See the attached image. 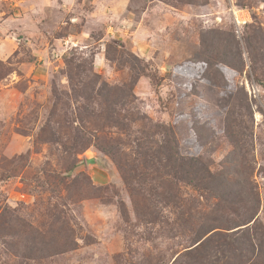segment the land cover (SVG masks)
I'll list each match as a JSON object with an SVG mask.
<instances>
[{"label":"rangeland","instance_id":"374dc122","mask_svg":"<svg viewBox=\"0 0 264 264\" xmlns=\"http://www.w3.org/2000/svg\"><path fill=\"white\" fill-rule=\"evenodd\" d=\"M122 1L111 12L102 0H0V264H264V0ZM214 33L235 36L233 67L216 43L219 57L206 53ZM67 54L86 71L82 85L103 96L102 83L113 87L91 119L76 118ZM139 69L146 76L133 83ZM129 93L126 106L112 104ZM152 124L212 174L245 172L241 193L257 199L248 237L203 190L160 188L171 176L136 153L145 140L161 144L160 134L146 139ZM81 131L88 147L65 151ZM239 190L225 188L238 210ZM218 216L237 220L228 237L190 251Z\"/></svg>","mask_w":264,"mask_h":264},{"label":"trees","instance_id":"16d2710c","mask_svg":"<svg viewBox=\"0 0 264 264\" xmlns=\"http://www.w3.org/2000/svg\"><path fill=\"white\" fill-rule=\"evenodd\" d=\"M233 37L230 38V36H228V38L223 37V35H221L219 33V35L217 34H213V37H211L210 39V43L208 46V51L206 52L207 54H209V56H213V57H219L220 53H214L213 49H210V47H212L213 42L216 43V45H218L219 48H217V50L220 49H227L228 51L226 52L227 54L223 53L222 55L225 56L226 58H224L223 62H221L224 65H229L231 67L234 66V64H232L233 61V56L235 52H231V45L235 46V36L232 35ZM224 39H223V38ZM217 40V41H215ZM228 41V43L226 42ZM117 42V41H116ZM237 43V42H236ZM115 45H117L114 42ZM119 46H115L113 48H105V54H106V60H112L114 58L115 55L110 56V49H113V51L116 53L117 52V48H122L123 45L118 42ZM216 49V48H215ZM236 49H237V44H236ZM113 57V58H110ZM78 58H76L75 56H72V54H67L64 56V63H65V67H66V76L67 79L69 81V84L71 86V90H72V101L73 103L76 105L74 107V111L78 110V115H77V119H91L92 117V106L93 104H97V95L98 96H102V98L104 100H108L112 94V90L113 87H108L105 83L101 84V88L103 89L104 87H106V92H107V96H103L102 94H96L95 92V84H91V83H84L83 85L81 84L82 80H81V76L84 75L86 73L85 69L82 67V64L79 62H76ZM228 59H231L232 61H228ZM204 64V63H203ZM133 69V67L131 68ZM215 73L219 76L224 78L222 71L219 68H216ZM146 76L144 70L139 69L136 76L133 77V83L137 80V78L141 77V76ZM212 76V78L214 79L215 74L211 73L209 74ZM262 82H259L260 85ZM91 84V85H89ZM264 85V84H263ZM262 85V86H263ZM82 87V88H81ZM264 87V86H263ZM131 90V88H130ZM89 91V92H87ZM87 92V93H86ZM93 92V93H92ZM130 96L133 97L132 94H128L126 97H122L120 100H115L112 102L113 105H118V106H126L127 104H129V100H127ZM53 99H57L58 101V96H56L53 93ZM80 99L83 101V106L80 107L77 105V103L80 101ZM86 104V106H85ZM62 110L65 112V108H62ZM73 111V112H74ZM108 121L114 126V127H119V128H124L125 126L120 123V121H118L115 117H113V115H111L108 118ZM130 121H133V117L130 118ZM150 129V133L149 136L146 139H151V137H154L156 134H160L162 135V142L161 144L158 146V149H155L154 151L151 149V147H149L147 145V143H149V140H145V142H140L139 144H137V148H136V153L142 157V159H149V162H146L144 165L151 169L153 166L157 167V168H162V172L160 171V177H162L164 174H167L169 176H171L170 180L167 181H161V185L160 188L161 189H166L171 188V186H175L174 182L176 183H184L186 185L191 186L193 189H199V190H203L205 193H208L209 196H211L212 198H214L215 200H217L216 203V210L217 211H229L231 212L233 215H235V217L237 219L240 220V225L241 226H247L250 222H252L253 220V216H247L248 213V208L251 207L252 203L255 201L257 202V199H255V194L253 196V193H251V188H250V194H248V196L242 195V190L244 188L249 189V183L250 179H248V181L246 180V176H245V172L243 170H241L240 168H232L225 170V172H222L221 174H218V176L212 174L211 172H209V170L207 169V167L205 165H203L202 161L199 158H184L183 156H181V154L178 151V144L175 140V136L173 134V130L171 128H168L167 126H161V125H150L149 126ZM130 134V133H129ZM85 138V134L84 131L82 132H77L76 136L73 138V145L72 146H65V151H67L68 153H72L74 155L81 153L86 147H88V142H84ZM53 141H56V139H54ZM155 143V142H154ZM65 144H62V146H64ZM228 171V172H227ZM70 172V171H69ZM231 173H234L235 175H237V178L235 177H231ZM130 180H133V177L130 176ZM154 180V178L152 179ZM230 185H233L234 187H239L240 190L238 192H240L239 194L241 195V199H240V203L239 205L241 209H237L236 208V204L237 202H235L233 199L230 198V196L228 195L227 191H225L226 186L229 187ZM252 194V195H251ZM168 197V196H167ZM171 197V196H169ZM165 198L166 201H169L170 198ZM235 207V208H234ZM245 209L244 212H240L241 210ZM219 212V213H220ZM228 212V213H229ZM241 213V214H240ZM212 221V225L210 226H204L203 230H201V236L202 239H200V241H198L197 243H199L197 246H195L194 248L190 249V251H195L196 249H198V247H200V245H202V243L206 242L205 245L208 246H213V241L214 239H218L223 237H228L227 233L223 232L225 230H229V226L232 227L231 225H228L229 223L234 225L237 220H230L228 218H223V216H218V218H214ZM232 222V223H231ZM247 227H244L243 231L237 232V234H242L244 233L242 236L244 237H248V232L249 230H247ZM205 229V230H204ZM243 229V228H242ZM246 229V230H245ZM200 231V230H199ZM199 233V232H198ZM235 233V232H232ZM207 236V237H205ZM204 238V239H203ZM198 239V240H199ZM18 244V242H13L11 245H15ZM209 250V249H208ZM212 250V249H211ZM33 250V245L30 244L28 253H31Z\"/></svg>","mask_w":264,"mask_h":264},{"label":"crops","instance_id":"0c3cea01","mask_svg":"<svg viewBox=\"0 0 264 264\" xmlns=\"http://www.w3.org/2000/svg\"><path fill=\"white\" fill-rule=\"evenodd\" d=\"M123 3L124 2L122 0H119V1L118 0H102V2H101V4L106 5V6H109L111 12H113L115 10L113 8H116L118 6L124 7V4ZM98 7H99V5L97 6V8ZM82 34L86 35L85 33H82Z\"/></svg>","mask_w":264,"mask_h":264},{"label":"water","instance_id":"95a60500","mask_svg":"<svg viewBox=\"0 0 264 264\" xmlns=\"http://www.w3.org/2000/svg\"><path fill=\"white\" fill-rule=\"evenodd\" d=\"M100 162L98 159H95V158H91L89 160H87V164L88 165H98Z\"/></svg>","mask_w":264,"mask_h":264},{"label":"built area","instance_id":"2783aa9c","mask_svg":"<svg viewBox=\"0 0 264 264\" xmlns=\"http://www.w3.org/2000/svg\"><path fill=\"white\" fill-rule=\"evenodd\" d=\"M238 12H242V11H238ZM236 15V13H234V16ZM236 17V19H237V16H235ZM245 20H242V22H244Z\"/></svg>","mask_w":264,"mask_h":264}]
</instances>
